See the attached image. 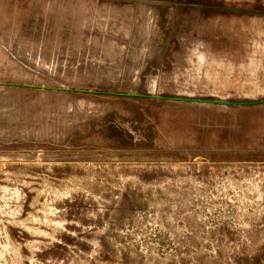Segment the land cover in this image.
<instances>
[{"label": "rangeland", "instance_id": "obj_1", "mask_svg": "<svg viewBox=\"0 0 264 264\" xmlns=\"http://www.w3.org/2000/svg\"><path fill=\"white\" fill-rule=\"evenodd\" d=\"M258 37L264 0H0V264H264Z\"/></svg>", "mask_w": 264, "mask_h": 264}, {"label": "bare ground", "instance_id": "obj_2", "mask_svg": "<svg viewBox=\"0 0 264 264\" xmlns=\"http://www.w3.org/2000/svg\"><path fill=\"white\" fill-rule=\"evenodd\" d=\"M186 30V29H185ZM183 31V30H182ZM198 37V36H197ZM226 37V36H225ZM202 38V37H201ZM226 40V38L224 39ZM229 41V40H227ZM193 42V47L194 50L192 53H190L189 59L190 62H196L198 63L199 67L202 66H206L208 67V69H210V72L208 71V74H210V76L213 74L215 75L216 79H220L217 80L219 84H225L227 78L229 77V74H222V71L219 70L221 69V67H226V66H230L231 64H233L234 62H228L227 59H225L224 56L222 55H217V54H213L210 53L211 51L208 49V46L206 45L205 41H203V39H195L192 41ZM184 43V42H183ZM227 43V42H226ZM235 43V42H234ZM181 44V43H180ZM236 45V43L234 44ZM213 46V45H212ZM223 47V46H222ZM203 48V49H202ZM220 48V47H219ZM182 49V48H181ZM192 49V47L190 48ZM213 49H216L215 47ZM212 49V50H213ZM210 51V52H209ZM261 53L264 52V42L261 40V38H256L254 40V44L250 50V53L248 54L247 58L242 61L241 63L246 64V66L250 69H254V65L257 63V53ZM179 56V55H178ZM177 58V57H176ZM230 60V59H229ZM203 68V67H202ZM195 69V68H194ZM206 69V68H205ZM214 69L213 72H211ZM203 71V70H202ZM201 71V72H202ZM246 72V71H245ZM252 72V71H251ZM150 73V72H149ZM152 73V72H151ZM193 73V72H192ZM166 74V73H165ZM194 74V73H193ZM248 74V73H247ZM149 75V74H148ZM187 75V74H186ZM190 75V74H189ZM203 76V74H202ZM169 77V76H168ZM183 77V76H182ZM165 78V77H164ZM195 78V77H194ZM214 78V79H215ZM149 79V78H148ZM152 81V79H151ZM182 81V80H181ZM170 82V81H169ZM192 82V81H191ZM243 82V81H242ZM246 82V81H245ZM149 83V82H147ZM156 83V82H155ZM200 83V82H199ZM217 83V84H218ZM188 84V83H187ZM185 85V84H184ZM189 85V84H188ZM201 85V84H200ZM190 86V85H189ZM225 86V85H224ZM187 87V86H186ZM196 87V86H195ZM227 88V87H226ZM206 89V87H205ZM191 91V90H190ZM219 96V95H218Z\"/></svg>", "mask_w": 264, "mask_h": 264}]
</instances>
